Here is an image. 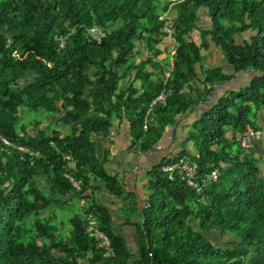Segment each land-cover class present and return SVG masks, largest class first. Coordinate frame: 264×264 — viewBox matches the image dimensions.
<instances>
[{
	"label": "trees",
	"instance_id": "1",
	"mask_svg": "<svg viewBox=\"0 0 264 264\" xmlns=\"http://www.w3.org/2000/svg\"><path fill=\"white\" fill-rule=\"evenodd\" d=\"M202 6L210 23L197 41ZM168 26L176 43L160 55ZM210 38L232 71L204 66ZM138 44L148 50L140 59ZM246 69L248 83L213 96L191 123L196 152L185 140L147 171L136 252L104 203L91 208L112 254L89 234L86 213H60L87 185L130 194L107 171L108 148L96 150L94 135L109 133L114 114L128 118L132 146L149 149L167 123ZM263 108L264 0H0V264H264V176L236 138ZM42 111L63 127L38 126ZM182 155L196 159L200 191L163 168ZM210 232L231 237L221 245Z\"/></svg>",
	"mask_w": 264,
	"mask_h": 264
},
{
	"label": "crops",
	"instance_id": "2",
	"mask_svg": "<svg viewBox=\"0 0 264 264\" xmlns=\"http://www.w3.org/2000/svg\"><path fill=\"white\" fill-rule=\"evenodd\" d=\"M213 42L216 43L210 38V44L207 47H210ZM169 58L171 61V56ZM205 58L206 56H204ZM224 59L227 63L221 62L223 69L228 72L232 71L234 68L227 61V58L224 57ZM204 66H209V64H204ZM199 70L202 71V67ZM242 71L236 72V75L227 81L218 82L209 99L195 102L192 107L180 113L173 122L167 123L162 130L161 137L149 149L140 150L132 146L133 135L130 132L129 121L125 115L122 117L114 116L113 125L107 135H94L97 153L102 155L105 147L109 150L106 161L107 171L116 174L123 182L125 190L130 193L126 197H122L102 186L96 191L95 197H97L96 200L98 202L104 203L110 209L112 228L125 238L129 246L132 244L135 248L138 247L140 208H142L148 198L146 188L147 171L150 170L154 163H161L174 155L185 140L190 151L196 152L197 149L194 142L192 139H188L187 131L191 127V123L205 109L210 107L213 96L218 93L216 92V86L223 85L225 90L229 89L227 83L232 80L237 81L241 77ZM250 75L252 76V74ZM127 82V79L124 78L122 84L125 85ZM248 82L249 80L246 83ZM246 83H242V85ZM255 118L258 123L257 127L261 129L262 133L253 139L247 145V148L258 157L261 173L264 176V108L258 110Z\"/></svg>",
	"mask_w": 264,
	"mask_h": 264
},
{
	"label": "rangeland",
	"instance_id": "3",
	"mask_svg": "<svg viewBox=\"0 0 264 264\" xmlns=\"http://www.w3.org/2000/svg\"><path fill=\"white\" fill-rule=\"evenodd\" d=\"M200 12H201L203 17L200 18L198 21L199 26L194 28L192 31V36L197 41L201 40V35H200L201 27L207 26L210 23V20H209V17L207 15V11H206L205 6L201 7ZM174 13H175V10H173L172 12L169 11L167 17L170 18ZM247 34L249 35V33H247ZM171 36H173V31H171L169 33L167 38L162 39V41L158 43L160 46L163 45L165 47V51H162L160 53V55L165 54L166 50L174 49L176 39L172 38ZM239 38H241V37L239 36ZM211 43H212V41H211ZM215 44L216 43L213 42V44H211L210 47H207V48L202 47L201 48V50L204 52V56H206V58L204 59L205 65L209 64V66H213L214 63H215L214 65H216V64H221V62H224V63L226 62L224 59V57H225L224 52L223 51L221 52L219 45H215ZM141 45L142 44H138V46L140 48H141ZM140 50H141V54L137 55V59L144 57L146 55V53L148 52L146 47L143 49L141 48ZM169 60H170V58H169ZM197 68L200 69L198 63H197ZM253 72H254L253 69L243 70L241 73V77H239L237 79V81L236 80L229 81L227 83V87L228 88L239 87L240 85H242V83H246L251 76L250 74H253ZM216 87H217L216 92H218L216 94V96H218V94L221 91L222 92L225 91V88L223 85H219ZM227 87H226V89H227ZM31 112L33 113V111H31ZM40 113H41L40 114V122H39L38 126H44V125L48 124V122H51L54 126L63 127L61 122L55 118V115L53 113L44 112V111H42ZM114 116H117V115L114 114L112 116V121H113ZM256 122H257V120H256ZM34 128H37V126H35V125L32 126L31 123H28V129L29 130L33 131ZM96 193L97 192L94 190L93 187L87 185L86 189L83 192L70 194L69 197L67 196L68 203L61 208L60 213L66 216V214L69 212L77 211L78 213H80L82 215H84L86 213V216H87L88 212H91V211L94 212L93 210H96V207L91 208V203H92L93 199L96 202H98L96 200L97 197H95ZM48 211H49L48 209H45V212H48ZM95 217H97V216L95 215ZM139 217H141V216H139ZM62 229L63 230H66V229L69 230V228H66V229L62 228ZM210 235L217 243H220L221 245L222 244L225 245L226 240L229 237H231L230 235H226V237H225V236L221 235V233H217V232L216 233L210 232ZM137 248H135V246H133L132 244L129 246V249L133 252H136Z\"/></svg>",
	"mask_w": 264,
	"mask_h": 264
},
{
	"label": "built area",
	"instance_id": "4",
	"mask_svg": "<svg viewBox=\"0 0 264 264\" xmlns=\"http://www.w3.org/2000/svg\"><path fill=\"white\" fill-rule=\"evenodd\" d=\"M169 32L173 31L171 26H168ZM98 32V35H101L102 29L100 26H94L92 28ZM174 38V36H171ZM63 39H60V44H63ZM158 97L161 99L165 98V94L161 93ZM147 116L144 118L143 127L147 126ZM262 131L259 127L253 126L249 123L245 124V126L236 131V138L239 142L245 146L249 145L253 139L261 135ZM72 165V164H71ZM163 168L168 170L169 176L173 175V171L178 169L181 176L191 184L196 190L200 191L202 189V182L197 178V161L196 159L190 157L189 155H182L178 160L175 161H166L163 163ZM217 169H215L212 174L216 175ZM74 185H79V179L73 176L71 173H68ZM99 218L95 217V214L91 211L87 214V229L89 234H91L96 240L99 246L104 248L105 254L113 253V246L111 245L110 236L107 234L108 232L102 228Z\"/></svg>",
	"mask_w": 264,
	"mask_h": 264
}]
</instances>
